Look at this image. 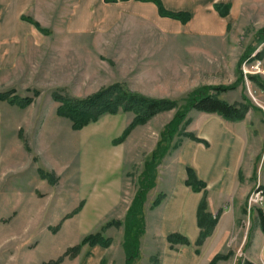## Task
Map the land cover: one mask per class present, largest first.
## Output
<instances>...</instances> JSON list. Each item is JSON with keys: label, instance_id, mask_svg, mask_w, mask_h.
Returning <instances> with one entry per match:
<instances>
[{"label": "rangeland", "instance_id": "1", "mask_svg": "<svg viewBox=\"0 0 264 264\" xmlns=\"http://www.w3.org/2000/svg\"><path fill=\"white\" fill-rule=\"evenodd\" d=\"M75 1L40 0L31 15L49 30L46 45L33 49L16 70L0 74V92L13 89L12 96L34 100L27 108H13L18 111L12 114L17 124L27 125L30 132L24 134L25 140L15 134L10 161L15 166L11 176L24 177V183L0 182V264H41L57 259L86 234L101 230L113 238L108 248L85 245L75 258L66 256L64 264H125L124 226L105 229L104 225L125 218L145 161L175 113L173 109L157 114L115 145L113 139L122 134L133 113L106 114L97 122L74 130L68 118L54 116L58 102L52 98L53 90L83 97L119 81L148 95L181 99L198 86L236 85L219 96L236 104L244 103L247 97L255 134L264 121V55L251 58L264 46L256 40L257 32L264 27V22L259 21L264 14V0H247L240 22L223 37L167 34L146 20L130 16L108 32L68 34L65 22ZM252 50L255 53L249 56ZM192 113L196 112L189 116ZM25 141L31 142L32 147H57V158L49 161L56 167H44L45 157L39 155L35 159V153L25 148ZM256 143L250 144L242 168L239 191L247 193L242 214L225 247L218 252L228 257L217 264H245L248 259L240 244L256 238L257 211L264 207V203L251 208L248 205L254 190L264 191L261 182H256L264 147L256 155L260 148ZM66 147L83 148L68 153L64 152ZM178 148L172 149L158 165L157 185L145 203L146 231L135 264H161L164 238L159 229L163 226L164 210L160 204L173 186ZM38 167L55 171L56 198H46L44 192L36 190L43 185ZM17 186L28 187L25 199H17L11 191L2 193V188L15 191ZM157 197H162V202L153 207ZM81 202L83 208L64 219ZM33 206L41 209L34 210ZM57 225L60 228L55 232Z\"/></svg>", "mask_w": 264, "mask_h": 264}, {"label": "crops", "instance_id": "2", "mask_svg": "<svg viewBox=\"0 0 264 264\" xmlns=\"http://www.w3.org/2000/svg\"><path fill=\"white\" fill-rule=\"evenodd\" d=\"M39 1L0 0V74L16 70L33 49L46 45L49 35L23 17L27 15L41 23L38 17L31 15ZM162 1L171 11L189 12L190 19L183 22L162 16L153 1L76 0L67 16L65 31L68 34L108 32L124 17L130 16L146 20L167 34L223 37L228 34L231 26L240 22L247 0ZM259 21L264 22V14L259 17ZM33 104L34 100L26 108ZM14 106L23 108L0 99V182L8 184L14 182L19 185L24 183L25 178L10 174L15 167L10 164L14 153V136L16 134L25 140L24 134L30 131L27 125L22 127L17 124L16 118L12 116L14 111L18 112L13 109ZM56 109L54 116H58ZM193 111L196 113L190 115L191 122L188 129L198 137L206 139L209 145L186 138L178 148L173 186L170 194L160 204L164 210L163 226L159 229L164 238L161 264H209L215 254L225 247L230 233L235 229L238 217L242 214V204L247 194L239 191V184L243 182L242 168L246 164V153L253 142H257V147H260L256 155H259L264 147V121L260 122L259 133L255 134L254 122L249 119L250 111L243 120L237 121L225 119L217 113L200 110L191 112ZM25 144L28 151L35 153V159L39 155L45 157L47 162L44 167H56V164L49 161L57 158V147H32L29 141H25ZM82 148L66 147L64 152L71 153ZM187 166H193L198 176L207 183L208 210L214 217L219 213L218 223L213 233L199 247L200 251L196 250V240L200 234L197 210L203 193L194 192L186 185ZM40 168L43 167H38V173ZM250 175L252 176V173ZM256 177V182H261L264 188V157L258 164ZM40 181L43 184L42 189L36 190L44 192L46 198H56V183L52 184L43 178ZM27 188L17 186L15 191L2 188V193L7 194L11 191L15 193L17 199H25ZM50 205L51 202L46 206ZM32 208L41 209L38 206ZM68 214L70 213H66ZM257 221L256 238L242 241L240 247L248 260L264 264V232L259 225L258 216ZM176 231L188 236L191 244L177 245L178 249L172 248L168 235Z\"/></svg>", "mask_w": 264, "mask_h": 264}, {"label": "trees", "instance_id": "3", "mask_svg": "<svg viewBox=\"0 0 264 264\" xmlns=\"http://www.w3.org/2000/svg\"><path fill=\"white\" fill-rule=\"evenodd\" d=\"M105 1L116 2L119 0ZM142 1H153L157 5L159 13L162 16H169L183 22L190 19L189 12L171 11L165 7L162 0ZM23 17L34 23L43 33H49V30L34 18L27 15ZM256 40L259 45L264 44V27L257 32ZM254 51L252 50L248 55L251 56ZM262 55H264V46L263 49L259 50L254 56H251V58H260ZM250 77L253 80L256 78L253 75ZM235 86L236 85H202L192 89L181 99L148 95L140 91L132 90L125 83L119 81L102 86L97 91L83 97L63 93L61 89L52 91V98L58 102L56 109L57 115L68 118L74 130H81L90 123L97 122L106 114L115 115L121 112L133 113V119L123 130L122 134L113 139L115 145L124 142L137 126L148 123L157 114L175 109L173 117L165 124L160 132L156 147L145 161L144 169L139 177V187L127 210L125 218L123 220H111L104 225L105 229L110 226H124L123 247L126 254L125 264H135L136 259L140 255L141 238L146 231L145 203L148 193L157 185L158 165L172 149L182 145L183 138L187 137L209 145L206 139L198 137L194 132L187 129L191 122L189 116L190 112L192 110H200L209 113H217L225 119L234 121L243 120L246 117L247 112L252 107L251 104L247 102V97H244V103L236 104L219 96L220 92L235 88ZM13 92V89L1 91L0 99L7 100L9 103L16 104L20 107H26L33 101V98L28 96L21 98L16 95L12 96ZM39 174L41 178L47 179L52 184L57 182V176L52 171L40 168ZM185 183L192 191L203 193L197 210V221L200 227V234L196 240V250L200 251L199 247L213 233L218 223L219 213L214 217L208 210L207 183L198 176L193 166H187V178ZM161 202L162 197H157L152 206H158ZM83 206L84 204L81 202L79 206L72 213L66 215L64 219L74 216ZM257 212L259 225L264 232V210L259 208ZM59 228V225H57L53 230L57 232ZM168 241L171 247L175 249H178L177 245L191 244L189 237L179 231L169 234ZM112 242L113 238L106 236L103 230L91 232L86 234L79 243L67 248L57 259H51L41 264H64L66 256L75 258L85 245L108 248ZM227 257L228 255L218 253L211 259L209 264H217L220 259H225ZM245 264L258 263L246 260Z\"/></svg>", "mask_w": 264, "mask_h": 264}, {"label": "built area", "instance_id": "4", "mask_svg": "<svg viewBox=\"0 0 264 264\" xmlns=\"http://www.w3.org/2000/svg\"><path fill=\"white\" fill-rule=\"evenodd\" d=\"M263 203H264V191L261 188H257L249 195L248 198L249 208L255 205H262Z\"/></svg>", "mask_w": 264, "mask_h": 264}]
</instances>
